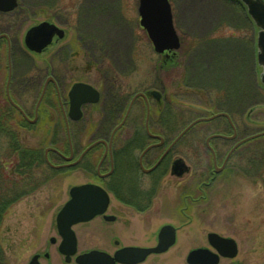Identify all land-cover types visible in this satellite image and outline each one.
I'll list each match as a JSON object with an SVG mask.
<instances>
[{"label": "rangeland", "instance_id": "374dc122", "mask_svg": "<svg viewBox=\"0 0 264 264\" xmlns=\"http://www.w3.org/2000/svg\"><path fill=\"white\" fill-rule=\"evenodd\" d=\"M17 1L14 11L0 13V34H8L11 38L13 74L45 78L47 69H55L59 76L67 73L69 89L75 82L83 81L105 91V98L98 105L87 107L84 122L71 124L74 144L79 150L78 132L85 130L88 133L86 145L91 142L92 135H102L106 103L115 97V93L125 96L129 103V97L150 89L162 92L169 102L167 108L173 107L172 112L181 116L175 126V135L181 124L187 125L199 116H209L224 109L233 113L240 139L264 131V85L260 80L263 68L257 64L256 30L241 5L231 0H171L182 46L170 60H165L157 54L140 25L139 0ZM43 21H51L66 30L67 34L58 46L64 48L62 52L31 54L26 50V32ZM7 54V41H1L0 79L3 84L9 73ZM230 92H236L238 96L234 99L236 104L228 107V102H222L228 100ZM35 96L37 93L31 94L33 100ZM156 106L152 101L151 107ZM54 114L60 120L56 108ZM44 121L31 129H23V145L44 151L54 132L66 141V127L61 121L56 123L54 120L52 124ZM144 121L145 105L140 100L133 108L128 125L121 131L117 148L123 147L129 138L127 133L143 127ZM219 131H229L222 120L198 124L173 153L174 158L187 164L191 174L176 176L170 170V163H166L163 171L168 170L161 180L190 181L198 187L202 179L211 180L206 177L215 172L206 140ZM174 133L168 136L169 139L175 137ZM231 145L229 142L228 147H221L219 168ZM263 149L264 136L240 146L228 166L214 174L212 186L200 189L204 198L195 202L191 223L181 236L188 238L187 234H190L196 242L184 253L204 245L207 233L215 230L238 242V263L264 264V181L261 177L250 179L243 172L249 155L252 152L259 155ZM134 151L133 158L137 161L141 150ZM131 163L132 179H136L135 162L132 160ZM35 172L36 183L41 181V184L31 196L15 204L3 225L7 264H28L37 253L42 255V264H68L58 251L60 237L56 216L70 199L71 187L95 183L96 174L74 167L62 178H50L45 165L37 166ZM119 174L121 176V170ZM143 180L149 181L147 177ZM175 187L174 183L165 184L164 190L168 192L162 196L172 197ZM169 221L158 219L155 226L159 229ZM94 225L96 223L91 225L90 233L94 231ZM52 238L57 239L56 244ZM45 253L50 257H45ZM172 261L168 264H174Z\"/></svg>", "mask_w": 264, "mask_h": 264}, {"label": "flooded vegetation", "instance_id": "af4514ba", "mask_svg": "<svg viewBox=\"0 0 264 264\" xmlns=\"http://www.w3.org/2000/svg\"><path fill=\"white\" fill-rule=\"evenodd\" d=\"M252 27L254 31L256 30L254 35L257 41L260 29L254 24ZM9 41L11 43L10 37ZM59 42L60 40L55 37L53 43L43 54L53 51L62 52L64 48H58ZM13 70L12 59V70H10L12 73L9 71L6 83L3 84V81L0 79V194H7L10 201L13 202L12 205L17 204L25 197L31 196L36 191V159L31 155L29 158L26 155H22V153L26 154V151H22L19 147L20 140H22V135L24 134L23 129H31L44 120L47 121L44 122L51 124L54 123V120H56V123L61 121L66 127V142H63L60 134L54 132L51 135V147L46 149L43 154L45 166L49 173L48 177L62 178L67 170L74 167H78L83 172H91V164H93L95 165V174L97 177V180L93 181L95 182L94 184L102 186L110 195V202L105 213L99 214L92 220L82 222L75 226V228L79 227L75 232L80 253L94 250L115 256L117 252L130 247L142 249L156 248L160 244V236L163 228L168 227L165 229L166 231H164L162 237L166 243L173 233V245L165 252L148 255L143 262L138 264H168L172 260L174 264H197L195 261L192 262L190 260V254L200 248L209 254V260L205 261L207 263L201 264H212L214 258H217V256V264H240L236 261L240 254L238 242L236 256L234 258L223 256L216 245L211 242L209 235L211 233L220 234L218 231L213 230L208 232L204 245L195 246L186 253H184L185 250L196 242V238L190 234H187L189 239L186 237L181 238L182 234L185 233V229L191 223L192 212L195 210V202L204 198L200 194L202 191L200 189L212 186V177L214 174L220 173L218 172V166H220L221 147H228L229 142L232 143L229 150L225 152L221 164L223 166L230 150L241 141L236 124L233 123V126L227 117L224 118V122L227 124L229 131L220 132L226 136H233L236 132V138H222L211 141L214 152L210 149L208 152H210L215 173L212 175L209 173L207 176L211 180H201L198 182L199 187L195 185V182L190 181L179 180L164 182L161 180L168 170L163 171V169H160L164 163H170L169 167L172 170L174 164L178 161L173 157L175 149L173 147L168 151L170 144L166 145L163 135L156 133L149 134L147 131L145 135L151 140V143L149 142L145 148L140 149L141 153L137 159L140 175H137L138 177L136 179H132L134 174L131 162L132 153L135 151L132 148L128 151H126L127 148H117V142L120 140L122 134L121 131L128 125L132 113L112 139L114 129L118 124L123 122L127 110L133 101V108L140 100L145 105L147 110L145 114L146 123V116L149 114L148 109L151 107V102L155 101L156 105L162 106L163 101H167L164 94L160 96L154 95L152 92L148 94V92L153 90L137 92L144 93L145 96H139L134 100V94L129 97V103L126 99V110L120 116L115 117L113 121L108 119L111 116L104 111L103 117L105 121L103 123L102 135H92L90 144L86 145L84 141L88 133L85 130L78 132V136L80 137L79 150L74 144L75 134L72 132L71 126L73 120L69 117L71 88H68L69 84L66 80L68 78L67 73L59 76L55 69L51 71L47 69L45 78L42 76L34 78L24 74L21 76L14 75ZM104 80L106 81L107 78H104ZM96 88L100 92L101 99H104L105 91L98 87ZM32 93H37V96H35L36 99L34 100L31 97ZM95 105L85 104L83 106L82 119L75 123L80 124V122H84L87 107H95ZM55 108L59 112L60 120L54 114ZM117 122L119 123L117 124ZM6 124L8 125L6 126ZM107 124L115 125L112 127ZM68 126L71 129V133L69 134ZM99 129L101 130L100 124ZM127 135L129 137L127 141L131 142L134 136H139V134L131 131ZM162 139L164 141L163 143ZM215 141L223 143L216 142L215 144ZM94 143L96 144L87 151L88 147ZM148 148L150 149L146 151ZM32 150L31 148L29 149V151ZM129 154H131V157L128 156ZM162 157L164 159L155 170L149 173L144 171L145 169L150 170ZM122 160L127 162V167L125 166L123 171L125 173L124 178L121 177L118 179L120 174H116L117 166ZM76 161L78 162L75 163ZM106 166L108 167L107 170ZM227 166L228 164L224 166L223 170ZM187 174H191L190 169L184 176ZM144 177H147L149 181L143 180ZM170 183L176 184L175 190L171 192L173 196H162L164 192H168L164 190V185ZM161 218L166 220L170 219V221L162 224L158 229L155 226V221ZM94 223H96V226L94 225V231L90 233L89 229ZM81 233L83 234L81 235ZM220 235L224 236L223 234ZM223 249L230 253L233 251L232 249L229 250V247ZM45 257L49 258L50 254L45 253ZM41 258L42 255L40 254ZM116 264L123 263L117 262Z\"/></svg>", "mask_w": 264, "mask_h": 264}, {"label": "water", "instance_id": "95a60500", "mask_svg": "<svg viewBox=\"0 0 264 264\" xmlns=\"http://www.w3.org/2000/svg\"><path fill=\"white\" fill-rule=\"evenodd\" d=\"M248 7V12L254 19L256 24L262 29L259 37V62L264 66V1L263 0H241ZM18 6L17 0H0V11L9 12L14 10ZM139 14L141 16V25L144 27L150 40L152 41L155 51L159 54L165 52H171L180 48V39L174 27L172 8L169 0H140ZM58 34L59 38H63L65 32L50 22H42L41 24L32 27L26 34L25 43L26 46L34 52L41 53L47 46L52 43L53 37ZM7 37V35H1ZM261 80L264 83V73L261 76ZM154 95L160 96L157 92H153ZM139 96H145L143 93L137 94L134 100ZM71 109L70 117L78 120L82 116V105L85 103H97L100 100V93L91 85L85 83H76L71 92ZM134 102V101H133ZM133 102L131 103L128 113L124 121L116 128L112 135L114 137L115 132L119 129L128 118ZM227 116L225 113L214 115L210 119H215L219 116ZM206 119H201L190 124L173 142L168 151L198 122ZM149 132V130H148ZM264 135V133L257 134L249 137L240 144L249 141L253 138ZM225 137L222 135H213L208 141V147H210V140L214 138ZM235 137V136H234ZM232 139V138H230ZM162 139V143H163ZM96 144V143H95ZM95 144L91 145L87 151ZM238 144L236 147H238ZM236 147L234 149H236ZM211 148V147H210ZM148 148L146 151H148ZM234 149L230 152L232 154ZM86 151V152H87ZM167 151V152H168ZM166 152V153H167ZM166 155V154H165ZM164 155V157H165ZM228 156V158H229ZM83 157V156H82ZM162 157L156 165L150 170H144L145 172H151L163 160ZM227 158V160H228ZM71 159V158H68ZM226 160V162H227ZM225 162V163H226ZM182 164V163H181ZM187 167L182 164L174 169V172L181 174ZM71 199L64 205L57 217V224L59 232L63 238V242L60 246V252L65 254L67 261H71L72 256L77 253V240L73 226L82 221H88L94 218L97 214L104 213L109 203L108 193L100 186L94 184H86L82 186H75L70 190ZM163 230L160 236V244L154 249H141V248H126L116 253L114 257L111 255L100 252L91 251L77 256L76 261L79 264H116V262L126 264H136L142 262L150 253H160L168 249L173 243V233L168 242H164ZM210 240L219 249L220 253L225 256H234L236 254V242L233 239H227L220 237L216 234L210 235ZM231 243V245H230ZM229 247V250H233L232 253L225 251L223 248ZM39 256H35L30 264H40L38 260ZM190 260L196 263H207L209 260V254L202 249L194 251L190 255ZM217 259L213 260L212 264H217ZM194 262V263H195Z\"/></svg>", "mask_w": 264, "mask_h": 264}, {"label": "trees", "instance_id": "16d2710c", "mask_svg": "<svg viewBox=\"0 0 264 264\" xmlns=\"http://www.w3.org/2000/svg\"><path fill=\"white\" fill-rule=\"evenodd\" d=\"M245 93H247V92H245ZM114 96L115 97L111 98L106 103V106H107L106 112L111 116V118H108L111 121H113L115 119V117H118L122 113H124V111L126 110L125 109L126 105H127L126 99L123 96H121V94L115 93ZM236 96H238V93L230 92L226 98V99H228V104L226 106L231 107L232 103L235 105L236 101L234 99ZM240 98H242V97H240ZM229 99L232 100V102H230ZM172 108L169 106V109H168L167 106L165 105L164 107H160V106L152 107V110H151V119H150L151 131L153 133L161 134L164 137H166V141L168 143L171 140H173V139L170 140L168 136L173 135V133L175 132V128L177 127L178 122L181 120V116H179V117L176 116V113L172 112ZM230 111L227 110V112H230ZM118 123L119 122H117V124ZM7 125L8 124H6V126ZM107 125L113 127L115 124L114 125L107 124ZM186 126L187 125H185V123L181 124L179 133ZM143 129H144V126L142 127V125H141V127H138L135 130V133L139 134V136L133 137L132 142H131L132 149H137V148L143 149L150 142V140L145 135V130H143ZM174 135H175V133H174ZM177 135H175V136H177ZM248 136H250V134L245 136V137H248ZM128 147H129V144H128V146H125V148H128ZM67 148H68V146H67ZM20 149L22 151H26L25 152L26 154L22 153V155H26L27 158H29L31 155V156L35 157L36 162H43L44 161L43 160L44 155H43V151L41 149H37V150L33 149L32 151H29V148L25 149V147H23V146H21ZM30 152H33V153H30ZM124 155H126V154H124ZM128 156L131 157V154H129ZM249 156H248L249 160H247V162H248L247 167H245V170L243 171L244 175L250 179H253V180H256L257 178L261 177V179L264 181V149H263V151L260 152L259 155L252 152L251 155H249ZM125 166L127 167V162H124L123 160L117 166L116 172H120V170L122 171L120 178L121 177L124 178L125 173H123V171H124ZM91 169L94 170L95 165L91 164ZM9 201H10V199H9L7 194H5V195L0 194V264H7V259L5 256V250L3 248L2 226H3L4 220L9 215V213L12 209V203L13 202H11V201L9 202Z\"/></svg>", "mask_w": 264, "mask_h": 264}, {"label": "crops", "instance_id": "0c3cea01", "mask_svg": "<svg viewBox=\"0 0 264 264\" xmlns=\"http://www.w3.org/2000/svg\"><path fill=\"white\" fill-rule=\"evenodd\" d=\"M186 1H188V2H189L190 0H186Z\"/></svg>", "mask_w": 264, "mask_h": 264}]
</instances>
